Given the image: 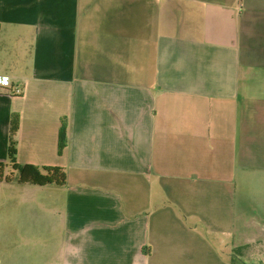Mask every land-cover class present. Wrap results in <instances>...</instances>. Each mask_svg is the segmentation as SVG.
<instances>
[{"label": "crops", "instance_id": "0c3cea01", "mask_svg": "<svg viewBox=\"0 0 264 264\" xmlns=\"http://www.w3.org/2000/svg\"><path fill=\"white\" fill-rule=\"evenodd\" d=\"M0 74V161L14 112L19 166L66 172L0 181V264H232L264 210V0H0Z\"/></svg>", "mask_w": 264, "mask_h": 264}, {"label": "trees", "instance_id": "16d2710c", "mask_svg": "<svg viewBox=\"0 0 264 264\" xmlns=\"http://www.w3.org/2000/svg\"><path fill=\"white\" fill-rule=\"evenodd\" d=\"M19 126V116L12 112L9 120V132L6 161H0V181L10 182L13 178L12 173H6L7 168L19 171L17 182L29 183L33 185H56L64 186L66 184L65 169L58 166H35L32 164H25L21 167L17 163V139L16 133ZM67 122L62 119L58 130V147L59 154L67 145Z\"/></svg>", "mask_w": 264, "mask_h": 264}, {"label": "rangeland", "instance_id": "374dc122", "mask_svg": "<svg viewBox=\"0 0 264 264\" xmlns=\"http://www.w3.org/2000/svg\"><path fill=\"white\" fill-rule=\"evenodd\" d=\"M6 173H12L13 178L19 175L18 170L11 168H7ZM244 214L246 222L239 216L236 221V230L230 237L231 240H228V242L231 241L230 251L228 252L227 248L223 251L227 253L226 257L232 264H264V210L248 209ZM242 231L244 234L240 237ZM245 235L254 237L251 239L253 241L242 242Z\"/></svg>", "mask_w": 264, "mask_h": 264}, {"label": "built area", "instance_id": "2783aa9c", "mask_svg": "<svg viewBox=\"0 0 264 264\" xmlns=\"http://www.w3.org/2000/svg\"><path fill=\"white\" fill-rule=\"evenodd\" d=\"M0 90H4L15 95H19L22 93L21 89L15 86L11 78L5 74H0Z\"/></svg>", "mask_w": 264, "mask_h": 264}]
</instances>
